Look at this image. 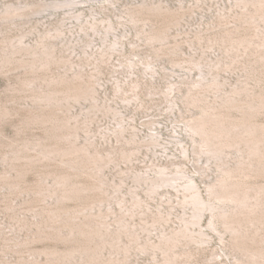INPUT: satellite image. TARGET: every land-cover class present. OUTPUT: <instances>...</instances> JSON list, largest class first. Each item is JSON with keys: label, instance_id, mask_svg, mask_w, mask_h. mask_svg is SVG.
Listing matches in <instances>:
<instances>
[{"label": "rangeland", "instance_id": "374dc122", "mask_svg": "<svg viewBox=\"0 0 264 264\" xmlns=\"http://www.w3.org/2000/svg\"><path fill=\"white\" fill-rule=\"evenodd\" d=\"M250 123L264 0H0V264H264Z\"/></svg>", "mask_w": 264, "mask_h": 264}, {"label": "bare ground", "instance_id": "6f19581e", "mask_svg": "<svg viewBox=\"0 0 264 264\" xmlns=\"http://www.w3.org/2000/svg\"><path fill=\"white\" fill-rule=\"evenodd\" d=\"M208 122H194L191 124V127L193 131L199 134L205 135V143L207 146L211 145V142H213L214 138H219L221 136H224V133H228V130H226L224 127L218 126L215 129H212L208 127ZM250 129H252L253 133V139L256 141V144L262 143L264 144V127L257 126L253 123L249 124ZM256 132V133H255ZM227 146H229V143H226ZM234 171L233 170H228L229 174H232ZM242 189L240 186V183L237 182H232L229 185L225 186V189L221 192L219 198L220 199H225V200H230V201H237L241 197ZM198 199V204L201 206L199 207L200 210V217L202 216V211H203V205H206L205 203L199 196V193H197ZM211 206V205H210ZM199 217V218H200ZM214 223V222H213ZM212 223V224H213ZM91 264V263H89Z\"/></svg>", "mask_w": 264, "mask_h": 264}]
</instances>
